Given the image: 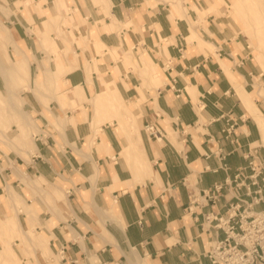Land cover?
Segmentation results:
<instances>
[{
    "label": "crops",
    "instance_id": "0c3cea01",
    "mask_svg": "<svg viewBox=\"0 0 264 264\" xmlns=\"http://www.w3.org/2000/svg\"><path fill=\"white\" fill-rule=\"evenodd\" d=\"M25 1L0 0V21L11 29L9 55L29 86L9 90L1 78L0 93L21 100L36 133L29 146L2 142L0 229L5 235L1 225L17 220L25 235L36 229L38 245L0 239V264H211L206 251L224 236L211 213L231 203L246 212L264 207L254 202L258 186L247 166L253 156L264 176L263 73L234 53L223 21L199 17L195 8L205 0H73L76 25H60L62 35L52 24L49 37L44 22L56 15L55 0ZM56 47L58 54L50 51ZM130 49L139 64L145 54L160 71L145 63L154 87L144 88L134 114L142 125L124 132L116 117L108 119L114 108L106 103L141 97L138 73L124 61ZM146 123L160 136L146 132ZM219 182L227 187L216 201L200 197L187 209L192 192ZM32 186L68 188L67 204L35 216Z\"/></svg>",
    "mask_w": 264,
    "mask_h": 264
},
{
    "label": "rangeland",
    "instance_id": "374dc122",
    "mask_svg": "<svg viewBox=\"0 0 264 264\" xmlns=\"http://www.w3.org/2000/svg\"><path fill=\"white\" fill-rule=\"evenodd\" d=\"M32 0H26L25 3L31 4ZM173 4H177V6H181L183 0H170ZM187 1V0H186ZM206 5L205 8H195L199 14L201 19L207 20V16L212 14V18H217L216 20H221L224 23L222 27L227 26V32L233 38L232 42L236 43L237 48L233 47L234 53L242 52L246 55V58L249 62V65L252 68H256L259 72L263 73V75H259L258 83L262 87L261 94L264 96V82H262V77H264V1L263 0H205ZM251 1V2H250ZM57 0L54 2L56 15L50 17L48 21L44 22L45 26V34L49 37L50 26L52 24L56 25L57 30L62 33L64 31L60 28V25L64 24L67 26L74 27L76 25L75 19L76 17L71 16L70 13L79 14L77 8L72 10L71 4L73 0H65L63 4L56 6ZM95 4H104V0H93ZM28 9V7H26ZM260 12V13H259ZM87 20L81 19L80 22H85ZM0 80L1 78L6 82L9 90H14L18 85L22 87L29 86V75L24 73L23 66L14 60V57H10L9 55V45L12 43L11 40V29L8 25L0 21ZM50 24V25H49ZM72 35V41H77L79 45H81L80 41L76 39L73 31L70 32ZM80 39L85 40L86 37L80 35ZM93 36V34H92ZM53 41L52 38H50ZM45 45L47 48L49 44L46 40ZM97 46V51L100 52L99 46ZM211 49L212 45H208ZM52 52L60 53L56 48L50 49ZM66 52H69V49L66 48ZM124 61L127 68L132 67L139 76L141 80V87L139 88V92L141 97L139 99H135L134 101L129 100H121L113 97L111 102H107L106 104L113 105L114 113H111V116L108 119L116 117L119 120V126L122 131H137L142 125L141 122H138L137 115L141 111L142 101L145 99L144 88L150 89L154 87L152 76L143 74V67L145 63H148L154 72L159 74L158 66L152 61L145 58V54L141 56L142 64H139L137 59L134 57L132 53V49L124 55ZM134 61V63H133ZM253 103L255 104L254 98ZM251 101V102H252ZM129 108V110H128ZM102 109V108H100ZM119 111V112H117ZM27 115L22 110V102L21 100L14 95L11 94H2L0 93V148H4L2 142L10 141L13 139L14 143L22 144V145H30L33 142L32 134L36 133V130L30 129L27 126ZM25 118V119H24ZM23 120V121H22ZM99 121H97V124ZM15 124V125H13ZM27 127V130H26ZM145 130V128H144ZM37 185H41V183L37 182ZM68 188L65 189H57V187H48V188H35L32 186L29 197L34 201V215L38 216V213H43L44 215L48 211H60V204H67L68 197ZM37 198H40V204L37 202ZM15 199L17 205L19 206V211L27 212L28 205L26 201L19 197L17 193H15ZM19 221V220H18ZM38 225H41V222L38 220ZM4 234L1 235L0 229V239H7V244L12 245V247H21V244L24 243L27 247H37L36 240L37 234H39L36 229H32L27 231L28 235H25L23 231L20 232L19 222L17 220L9 221L8 226L4 227ZM28 236V237H27ZM16 238L19 240L17 241ZM16 257V255H14Z\"/></svg>",
    "mask_w": 264,
    "mask_h": 264
},
{
    "label": "built area",
    "instance_id": "2783aa9c",
    "mask_svg": "<svg viewBox=\"0 0 264 264\" xmlns=\"http://www.w3.org/2000/svg\"><path fill=\"white\" fill-rule=\"evenodd\" d=\"M224 130L230 135L233 132V124ZM145 131L154 137L161 134L160 128L153 123H146ZM247 166L252 170L251 183L258 186L253 191L254 202L264 204V176H261L263 167L253 156ZM245 168L238 170L237 178L240 179ZM241 183V180H236V184ZM225 187L227 182H219L204 190L201 195L192 192L187 209L190 211L193 205H198L200 197L216 201ZM247 188L251 192V187ZM239 206V203H231L223 212L210 215L213 227L224 232V236L213 240L206 251L211 264H264V207L261 210L246 212L240 211Z\"/></svg>",
    "mask_w": 264,
    "mask_h": 264
},
{
    "label": "bare ground",
    "instance_id": "6f19581e",
    "mask_svg": "<svg viewBox=\"0 0 264 264\" xmlns=\"http://www.w3.org/2000/svg\"><path fill=\"white\" fill-rule=\"evenodd\" d=\"M245 1H249V0H245ZM264 1V0H263ZM251 2V1H250ZM264 3V2H263ZM260 13V12H259ZM1 24V23H0ZM264 37V36H263ZM264 39V38H263ZM114 87V86H113Z\"/></svg>",
    "mask_w": 264,
    "mask_h": 264
}]
</instances>
